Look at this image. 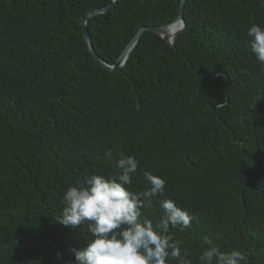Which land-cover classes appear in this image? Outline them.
<instances>
[{"label":"trees","instance_id":"16d2710c","mask_svg":"<svg viewBox=\"0 0 264 264\" xmlns=\"http://www.w3.org/2000/svg\"><path fill=\"white\" fill-rule=\"evenodd\" d=\"M111 0H0V264H264V0H185L110 71ZM179 0L85 28L113 64Z\"/></svg>","mask_w":264,"mask_h":264},{"label":"water","instance_id":"95a60500","mask_svg":"<svg viewBox=\"0 0 264 264\" xmlns=\"http://www.w3.org/2000/svg\"><path fill=\"white\" fill-rule=\"evenodd\" d=\"M116 0H111V2L103 7L94 9L92 11H89L87 13V15L84 17V19L82 20V27H83V37L85 39V42L87 44V48L88 50L93 54V56L95 57V59L106 69L112 71L114 69H116L117 67L123 65L126 61L127 55L130 52V50L132 49V47L134 46V44L136 43V41L138 40L139 36L141 35V33L144 30H150L152 32H154L155 34L159 35L162 38H165V40L167 41V43H169L170 45H172L173 43V37L175 36V34H177L184 26V21H183V17H182V11H183V7H184V3L185 0H179V12L178 15L169 23L164 24V25H157V26H141L136 33L134 34V36L132 37V39L127 43V45L124 47V49L122 50V52L120 53V55L117 57L116 61L113 64H109L106 63L104 61H102L94 52L93 47H92V43L89 37V34L85 28V24L87 22V19L90 16H93L95 14H99V13H103L105 11H107L108 9H110L113 4L115 3ZM176 23H180V25L175 28V30H173L172 34L169 35V33L166 31V28L169 25H173Z\"/></svg>","mask_w":264,"mask_h":264},{"label":"bare ground","instance_id":"6f19581e","mask_svg":"<svg viewBox=\"0 0 264 264\" xmlns=\"http://www.w3.org/2000/svg\"><path fill=\"white\" fill-rule=\"evenodd\" d=\"M179 25H180V23H176V24H173V25H169L166 28V31L169 33V35H171L172 32H173V30H175V28H177Z\"/></svg>","mask_w":264,"mask_h":264}]
</instances>
